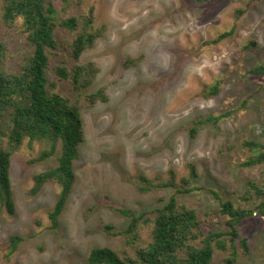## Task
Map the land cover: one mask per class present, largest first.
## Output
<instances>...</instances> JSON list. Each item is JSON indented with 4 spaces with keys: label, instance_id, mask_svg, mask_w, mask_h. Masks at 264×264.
Listing matches in <instances>:
<instances>
[{
    "label": "rangeland",
    "instance_id": "374dc122",
    "mask_svg": "<svg viewBox=\"0 0 264 264\" xmlns=\"http://www.w3.org/2000/svg\"><path fill=\"white\" fill-rule=\"evenodd\" d=\"M71 3L65 8L62 0H55L60 19L87 15L94 5L96 26H107L78 62L70 45L74 34L64 28L57 29L58 49L49 50V89L78 102L84 119L86 139L76 162V181L59 226L53 228L49 213L59 184L47 183L36 196L29 190L36 174L58 165L61 150L31 163L47 148L37 141L32 149L25 144L13 156L16 212L10 214L0 200V264H86L93 247L127 249L123 236L104 231L106 222L116 229L129 223L115 207L150 211L175 193L172 187L142 192V175L167 180L174 169L180 181L189 175L187 164L196 163L198 189L178 196L201 216L219 208L214 192L247 205L241 199L247 182L264 180V164L243 165L257 153L244 141L264 145V75L250 72L264 64V0ZM1 5L0 0V40L9 46V69L18 70L30 48L21 21L13 28L2 22ZM229 31L231 35L218 40ZM251 41L256 47L246 50ZM89 62L96 63L99 72L79 98L72 80L59 78L55 68ZM219 80L221 91L209 95ZM101 89L108 100L89 101L87 95ZM228 111L232 114L218 124L207 123L191 134L197 120ZM214 228L226 230L223 225ZM240 228L249 239L250 252H242L235 264H264V216L257 213ZM142 232L147 238V228ZM13 235L23 240L11 253ZM228 255L218 251L211 264H226Z\"/></svg>",
    "mask_w": 264,
    "mask_h": 264
},
{
    "label": "trees",
    "instance_id": "16d2710c",
    "mask_svg": "<svg viewBox=\"0 0 264 264\" xmlns=\"http://www.w3.org/2000/svg\"><path fill=\"white\" fill-rule=\"evenodd\" d=\"M1 20L9 28L16 27L21 21L22 31L26 34L30 48L23 64L18 70L9 69V46L0 40V200L10 214L16 212L12 184L13 156L25 144L32 149L37 141L45 142L47 148L32 159L37 163L54 156L59 149L58 165L39 172L35 184L29 190L36 196L49 182L60 186L56 203L49 213L53 228L59 226L63 213L76 181V162L80 158V147L86 139L84 119L78 102L59 92L49 89L50 49H58L57 29L64 28L74 34L70 42L72 55L78 62L85 49L92 47L104 35L107 26L95 24L96 8L92 5L89 13L82 16L58 17L55 0H1ZM65 8L72 0H62ZM84 4L85 0H76ZM199 3L211 0H196ZM259 1V0H257ZM244 10V9H243ZM240 11V15L243 12ZM232 31L220 34L221 40ZM217 40V41H218ZM257 42L251 41L245 48L253 49ZM62 79H71L79 98L97 76L96 63H76L68 67L62 63L55 68ZM251 73L264 75V64L257 65ZM55 86V85H53ZM222 80L210 87L209 95L221 91ZM92 103L107 101L105 89L87 95ZM228 111L217 116H208L195 122L191 134L196 135L207 123L218 124ZM243 144L257 153L250 156L243 165L254 167L264 164V145L247 140ZM189 175L177 180V172L170 169V178L162 180L145 175L140 176L139 189L149 192L154 188L172 187L175 193L160 207L150 211L115 207L129 218L124 229H116L111 222L104 224L108 235L123 236L127 249L118 251L109 246L93 247L86 264H211L218 251L228 252L226 264H235L240 254L250 252L249 239L242 233L241 224L257 213L264 216V180L262 183L249 180L241 199L249 202L238 205L233 199L221 198L217 209L207 211L203 216L197 208L181 203L180 193L192 192L200 178L196 163L187 164ZM223 225L226 230H218L214 225ZM148 236H143V229ZM23 237H11V253L19 248ZM129 248L134 252L130 253Z\"/></svg>",
    "mask_w": 264,
    "mask_h": 264
}]
</instances>
